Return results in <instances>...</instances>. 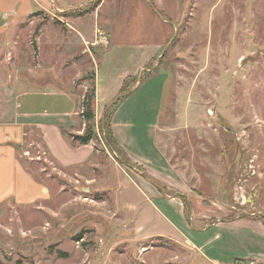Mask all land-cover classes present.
<instances>
[{"label":"rangeland","instance_id":"1","mask_svg":"<svg viewBox=\"0 0 264 264\" xmlns=\"http://www.w3.org/2000/svg\"><path fill=\"white\" fill-rule=\"evenodd\" d=\"M100 1L59 14L37 10L19 25L8 58L51 65L75 93L85 95L110 40L101 24L98 39L72 49L70 38L64 39L70 30L64 22L65 16L94 11ZM116 1L106 0L101 14H113ZM178 1L176 36L129 86V91L139 87L129 105L149 100L154 115L159 107L160 145L184 174L192 197L205 198L198 210L206 208L208 217L198 225L264 213V0ZM140 60L125 58L127 68L135 72ZM83 132L81 123L68 127L72 135ZM26 146L22 159L46 183L49 196L36 205L19 204L16 189L9 188L11 200L0 204V264H191L181 244L136 241L125 230L128 221L119 209L126 200L119 190L131 183L122 179L119 184L118 170L137 176L102 136L94 143L98 169H85L80 177L47 156L32 160L37 152ZM9 170L8 181H17ZM147 248L150 253L144 255ZM59 251L67 257L60 258Z\"/></svg>","mask_w":264,"mask_h":264},{"label":"crops","instance_id":"2","mask_svg":"<svg viewBox=\"0 0 264 264\" xmlns=\"http://www.w3.org/2000/svg\"><path fill=\"white\" fill-rule=\"evenodd\" d=\"M50 1L49 4L46 0H0V57H7L0 60V204L11 200V187L16 189L15 202L19 204L36 205L48 199L46 183L38 180L22 159L26 155V142L30 143L27 148L37 152L32 160L47 156L52 163L75 176L80 177L85 169H96L100 163L94 143L74 148L62 134V126L73 127L80 123L84 94L75 93L63 72L58 74L51 65L44 68L42 64L33 65L29 58L22 64L8 58L12 49L15 50L19 25L37 10L44 8L59 14L92 0ZM105 6L106 0H101L94 11L65 16L64 22L70 28L64 39L70 38L72 49H84L83 40L98 39L96 30L101 24L110 40L94 72L97 125L124 81L139 75L176 36L180 4L178 0H117L111 9L113 14L107 17L101 14ZM55 48L60 52L58 46ZM117 56L122 59L119 64L114 61ZM127 57L135 62L141 58L135 72L127 68ZM138 89L131 91L117 109L111 124L137 176L121 168L118 170L119 184L122 179L131 183L125 191L119 190L126 200L125 207L119 209L128 221L124 224L125 230L133 232L136 241L161 238L181 244L189 252L188 263L191 264H235L239 261L264 264V223L260 216L254 217L256 213L264 216L263 212H245L241 217L230 215L229 219L198 225L199 220L208 217L206 208L203 209L207 212L198 210L204 204L200 198L204 197H192L184 174L160 145L159 107L154 115L149 100L136 99L129 105ZM10 168L17 181H8ZM19 182L22 183L20 187ZM26 185L28 190L23 187ZM148 253L147 248L143 254Z\"/></svg>","mask_w":264,"mask_h":264},{"label":"trees","instance_id":"3","mask_svg":"<svg viewBox=\"0 0 264 264\" xmlns=\"http://www.w3.org/2000/svg\"><path fill=\"white\" fill-rule=\"evenodd\" d=\"M89 12V11H87ZM85 12V13H87ZM84 14L80 13L79 15ZM138 79V75L135 77L127 78L123 86L115 98V100L106 107L104 117L100 120V122L96 123V112H95V100H96V85H95V73L92 76V86L84 95L82 104H81V112L79 113V120L81 125L84 127V132L82 134H71L68 133V127L62 126V134L66 136L72 145V147L76 148L79 146L89 145L91 143H95L98 141L99 137L106 141V145L114 152L117 150L120 152V156L116 155L118 161L123 164H126L130 168H134V164L130 162L126 153L119 146L112 130V118L117 109L121 106V104L126 100V98L131 94L129 91V86L132 85ZM146 81L145 78L142 79V83ZM264 223V217L260 219ZM60 258H66L67 253L59 251L57 252Z\"/></svg>","mask_w":264,"mask_h":264},{"label":"built area","instance_id":"4","mask_svg":"<svg viewBox=\"0 0 264 264\" xmlns=\"http://www.w3.org/2000/svg\"><path fill=\"white\" fill-rule=\"evenodd\" d=\"M235 264H255V263L253 261H247V262L239 261L236 262Z\"/></svg>","mask_w":264,"mask_h":264},{"label":"water","instance_id":"5","mask_svg":"<svg viewBox=\"0 0 264 264\" xmlns=\"http://www.w3.org/2000/svg\"><path fill=\"white\" fill-rule=\"evenodd\" d=\"M140 84V83H139Z\"/></svg>","mask_w":264,"mask_h":264}]
</instances>
